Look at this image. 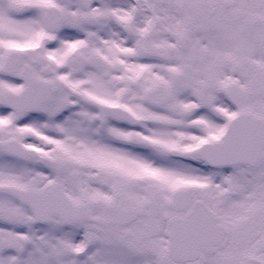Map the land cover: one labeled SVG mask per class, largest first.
<instances>
[{
    "label": "snow or ice",
    "instance_id": "obj_1",
    "mask_svg": "<svg viewBox=\"0 0 264 264\" xmlns=\"http://www.w3.org/2000/svg\"><path fill=\"white\" fill-rule=\"evenodd\" d=\"M0 264H264V0H0Z\"/></svg>",
    "mask_w": 264,
    "mask_h": 264
}]
</instances>
